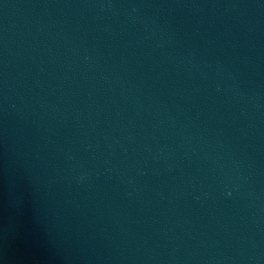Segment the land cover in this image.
<instances>
[{"label":"water","instance_id":"1","mask_svg":"<svg viewBox=\"0 0 264 264\" xmlns=\"http://www.w3.org/2000/svg\"><path fill=\"white\" fill-rule=\"evenodd\" d=\"M0 264H264V0H0Z\"/></svg>","mask_w":264,"mask_h":264}]
</instances>
